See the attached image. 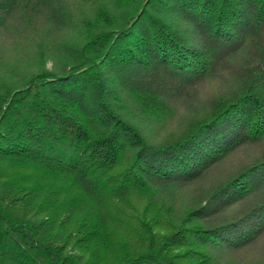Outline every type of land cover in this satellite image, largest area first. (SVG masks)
I'll return each instance as SVG.
<instances>
[{
    "label": "trees",
    "instance_id": "1",
    "mask_svg": "<svg viewBox=\"0 0 264 264\" xmlns=\"http://www.w3.org/2000/svg\"><path fill=\"white\" fill-rule=\"evenodd\" d=\"M19 47L33 71L4 62ZM258 245L264 0H0V264H264Z\"/></svg>",
    "mask_w": 264,
    "mask_h": 264
},
{
    "label": "rangeland",
    "instance_id": "2",
    "mask_svg": "<svg viewBox=\"0 0 264 264\" xmlns=\"http://www.w3.org/2000/svg\"><path fill=\"white\" fill-rule=\"evenodd\" d=\"M7 45H10V44H7ZM32 48H33V45H32ZM24 53H25V50H23V48L21 49L20 47L17 50L11 49V51L5 54L6 61L4 62H8L6 64L7 66H9L8 68H10V65L11 66L15 65V66H19L22 72L27 73L31 70L33 71L40 64L41 59L37 58V55L33 49H32V54H31V56L33 57L28 56L30 53L25 54V55ZM244 56H245V51H239L233 54L230 57V59L232 62L241 63L243 61ZM19 58H22V59H19ZM48 66H51L50 63H48ZM263 256H264V248L258 245L254 247L253 249H251V253L249 254L248 259H249V262H253L255 261V259L257 260L259 258L262 259Z\"/></svg>",
    "mask_w": 264,
    "mask_h": 264
}]
</instances>
